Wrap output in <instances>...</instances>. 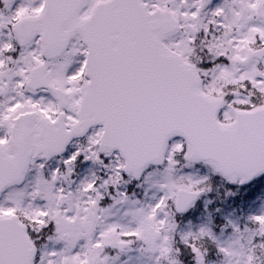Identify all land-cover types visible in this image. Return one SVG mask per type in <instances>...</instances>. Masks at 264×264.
I'll use <instances>...</instances> for the list:
<instances>
[{
    "label": "snow or ice",
    "instance_id": "1",
    "mask_svg": "<svg viewBox=\"0 0 264 264\" xmlns=\"http://www.w3.org/2000/svg\"><path fill=\"white\" fill-rule=\"evenodd\" d=\"M0 264H264V0H0Z\"/></svg>",
    "mask_w": 264,
    "mask_h": 264
}]
</instances>
